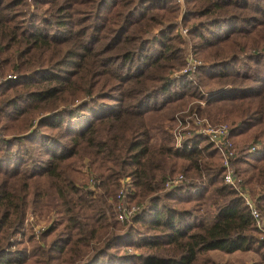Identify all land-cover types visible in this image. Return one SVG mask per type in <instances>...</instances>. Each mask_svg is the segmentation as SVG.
I'll list each match as a JSON object with an SVG mask.
<instances>
[{
    "label": "trees",
    "instance_id": "obj_1",
    "mask_svg": "<svg viewBox=\"0 0 264 264\" xmlns=\"http://www.w3.org/2000/svg\"><path fill=\"white\" fill-rule=\"evenodd\" d=\"M179 5L0 0V264H212L213 249L264 264L218 150L170 132L191 100L226 122L232 172L264 216V0ZM187 51L202 60L190 75Z\"/></svg>",
    "mask_w": 264,
    "mask_h": 264
},
{
    "label": "built area",
    "instance_id": "obj_2",
    "mask_svg": "<svg viewBox=\"0 0 264 264\" xmlns=\"http://www.w3.org/2000/svg\"><path fill=\"white\" fill-rule=\"evenodd\" d=\"M176 1L179 4L182 3V0ZM185 30V28H181V32L184 33ZM201 63L200 60H197L189 54L185 57L184 64L177 72H192ZM191 129L193 132L204 134L220 153L221 166L223 167L222 181L235 188L242 197L244 204L249 210L253 223L260 231L259 236L264 240V216L260 214L248 192L239 186V177L235 176L232 172L231 159L236 155L237 148L228 135L227 125L224 122L212 123L205 116H200L196 109L192 108L188 110V107H186L184 110L174 114L173 125L170 129L173 145L176 147L181 146L183 138L190 133ZM250 148H252V146ZM182 178L183 175L181 173L169 175L164 181V186H172L182 181ZM127 185L128 179L123 178L121 180V186L115 193V218L119 221L127 219L137 209L136 204L125 203L123 199Z\"/></svg>",
    "mask_w": 264,
    "mask_h": 264
},
{
    "label": "rangeland",
    "instance_id": "obj_3",
    "mask_svg": "<svg viewBox=\"0 0 264 264\" xmlns=\"http://www.w3.org/2000/svg\"><path fill=\"white\" fill-rule=\"evenodd\" d=\"M179 6L181 7L182 3ZM181 28H180V32H181ZM181 34H184V33L181 32ZM189 52L190 51H187L185 57H187L190 54L192 57L196 58L197 60H200L199 58L195 57L192 53H189ZM200 61L202 62V60H200ZM190 73L191 72H189V75H190ZM203 89L205 90V88H203ZM193 101L196 102V100H191V101H187V102H184L183 104H181L180 107L173 113V116L176 112L184 110L189 105L191 106V103H193ZM199 104L201 107H203V105H204L203 101H201V103H199ZM197 113L200 116H205L212 123L224 122V121H213L208 116H206V114L203 112H201V113L197 112ZM173 121L174 120L172 119L171 127L173 125ZM224 123L227 125L226 122H224ZM171 127H170V129H171ZM227 127H228V125H227ZM234 145L236 146L235 143H234ZM236 148H237V146H236ZM78 166H81V165L79 164ZM82 168L84 169V167H82ZM123 222H125V221H123ZM46 223H47L46 220H42L40 223H37L36 225H34L35 231H37L38 228L43 227ZM209 254H210V257L212 259V264H258V262H259L258 254L252 250H243V251L242 250H236L233 252H223V251H219V250H210Z\"/></svg>",
    "mask_w": 264,
    "mask_h": 264
},
{
    "label": "crops",
    "instance_id": "obj_4",
    "mask_svg": "<svg viewBox=\"0 0 264 264\" xmlns=\"http://www.w3.org/2000/svg\"><path fill=\"white\" fill-rule=\"evenodd\" d=\"M213 250H217V249H213ZM220 251V250H219Z\"/></svg>",
    "mask_w": 264,
    "mask_h": 264
}]
</instances>
